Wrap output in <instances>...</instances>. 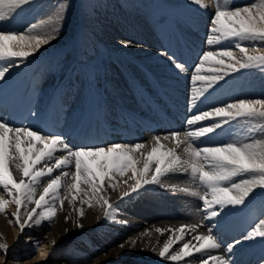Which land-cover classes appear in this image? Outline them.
<instances>
[{"label":"snow or ice","instance_id":"obj_1","mask_svg":"<svg viewBox=\"0 0 264 264\" xmlns=\"http://www.w3.org/2000/svg\"><path fill=\"white\" fill-rule=\"evenodd\" d=\"M189 2L206 9L202 0ZM33 4L35 0H0V81L6 80L13 68L25 64L43 46L60 36L70 7L63 0L56 12L57 23L47 34H31L38 26L35 22L3 27L5 21H11ZM9 9L12 11L8 12ZM165 22V19L161 20V23ZM121 43L125 48L132 45L130 40ZM205 43L207 47L202 54H197L190 81H187L193 93L186 96L188 115L184 128H176L163 137L154 135V145L150 149L146 148V142L73 146L62 132L46 131L31 122L18 124L10 117L0 115V190L3 193L0 194V214H4L10 224L14 219L13 226L19 228L21 235L26 228H40L45 222L50 224L58 210H65V203L71 211L64 217V222L72 218V230L83 229L81 220L87 214L85 206L88 209L99 206L102 210V229L108 221L127 226L130 221L117 219L123 207L142 195L155 193V186L166 187L163 178L190 173L192 183L199 191L188 193V188H181L180 193H188L202 201L206 223L182 224L167 229L172 235L159 248L160 260L172 264H189L190 261L239 264L235 259L238 248L244 251L258 246L255 264H264V97L243 96L208 104L204 108L199 106L221 86V82L226 83L234 74L250 69L264 72V0L243 6L222 0L210 18ZM159 55L166 57L172 67L174 83H179L188 72L187 61L167 48ZM73 86L70 83L67 87ZM132 87L143 96L144 90L135 81ZM156 87L163 90L159 81ZM241 121L251 125L245 139L213 140L226 126L230 128L234 122ZM162 138L171 140L174 146L166 148L161 143ZM182 145H186L183 156L177 152ZM58 170L59 174L54 175ZM126 175L127 179L122 182L127 188L117 202H110L108 189L114 191L116 177ZM44 178H48L46 186L37 198V186ZM61 189L65 192L63 197ZM180 193L173 189L174 195ZM257 201L261 202L259 215L226 241L224 223L230 217L245 213ZM9 204L15 205V212L10 217L5 211ZM29 204L34 205L30 210ZM97 223L100 224L99 218ZM69 231L64 229L65 234ZM164 231L161 227L155 228L156 233L163 234ZM149 235L145 229L121 241L115 246L119 249L116 255L149 250L147 245L141 246L142 238ZM186 235L191 239L183 242L176 251L174 246L184 241ZM16 239L19 240V235ZM29 241H32L33 250L41 242L33 237H29ZM151 250L156 252L155 247ZM10 251L7 243H0V264H7Z\"/></svg>","mask_w":264,"mask_h":264},{"label":"rangeland","instance_id":"obj_2","mask_svg":"<svg viewBox=\"0 0 264 264\" xmlns=\"http://www.w3.org/2000/svg\"><path fill=\"white\" fill-rule=\"evenodd\" d=\"M60 2L61 0H35V4H33L30 8H25L11 21H5L3 27L7 28L9 25L22 26L27 25L30 22H35L38 26L35 30H32L31 34H47L50 31L51 26L57 23L56 12L59 10L58 5ZM63 2L70 4V7L68 8L66 18L63 20V27L59 38L56 40L57 42H55V44L51 42L50 44L52 48L44 49L42 50V53L38 52L34 57H30L25 64H21V66L22 69H25V75L31 73V69H34V75L37 73L40 74L38 76L44 78V80L41 82L43 88H45L44 86H46L45 83L48 78L50 79L52 77V73H58V75H56V77H58V81H54L51 86L54 87L58 82L57 84H60L59 89L68 90L71 87L67 86L70 83L73 85V75L74 81L76 78V85H74L72 88L77 90V94L72 95L70 99V101H73L75 105H77V107L74 109L77 117L73 123L75 125L85 126L91 121V116L94 113L90 116V111L96 107L95 103L98 101L102 103L104 101L99 96H108L112 93L108 89L112 87V80L108 77L107 71L109 60L114 58L117 61L124 63L138 60V64L145 63L149 66H153L157 62L151 61L152 59L148 55H146V57L149 58H142L139 60L135 55L123 51L124 46L121 41L126 40L128 34L114 33L115 35H120L119 37H112V40H106L102 38L100 34H102L101 32L103 30H105L107 27L115 28L118 23H120V15L117 13L118 5L124 8L125 11H127V14L128 12H135L137 23L140 24V27L142 28V32L139 33L137 37H132L129 39L132 41V45L130 47L131 50L136 49L135 46H140L143 47V49L151 50V53H159L165 48L164 44L167 40V30L170 29V32L173 33L177 30V33H174L172 36L168 35L169 38H172V41H168L167 47L169 49H171L174 45H176L177 49H181V43L183 42V45L186 44V48L189 52L194 50L197 55L202 54L203 50H205L207 47L205 43L207 27L211 16L214 14V8L218 3H222V0H207L208 5L206 9L200 8L199 5L196 6L188 3L176 5L174 0H63ZM252 2H255V0H231L232 4L240 6ZM7 11L11 12L12 10L9 9ZM143 16H146V18L142 20ZM121 17L124 18L125 15H121ZM162 19H165L166 22L161 23ZM65 22H67L66 25L64 24ZM110 22L112 23V26ZM155 22H157V25H154ZM195 25L197 26V29H194ZM179 27L182 28L180 29ZM199 28H201V31H199ZM146 34L149 35L148 38L150 39H145ZM74 45H76L75 48ZM234 51L238 53V50L234 49ZM74 52L76 56L80 55L79 60L80 62L84 63L86 68L92 69L97 65L98 67L94 68L97 71V74L88 76L83 67L80 66V62H78V64H76V62L71 63L72 65L66 70L64 69L63 65H58V56L59 58L60 55H68L71 57V54L73 55ZM161 57L163 58L162 62L167 60L166 57ZM66 62L68 63L69 60ZM62 64H65V62ZM100 66L103 67V73H100ZM190 66L191 65H187V75L189 76V79L192 69L194 68V66L191 68ZM18 69H20V67H18ZM128 72L130 73V71ZM155 72L156 75L153 76L154 78L156 77L158 79L161 74L162 76L165 74V77H167L168 80L175 81V77L171 75L172 67L170 63L168 66L165 65L163 66V69H157ZM151 75V72L149 75L143 74L142 80L144 81V84L148 85L147 81L152 80L148 77ZM69 77H71V80H69ZM93 87L97 88V92L93 89ZM222 87L223 90H225L227 96H230L231 98L243 96L255 98L259 95H263L264 97V72H261L258 69L242 70L241 73L234 74L233 77L228 78L226 83L221 82V88ZM50 90L51 89H49V91ZM192 93L193 89H189V95ZM213 93H220V96L216 98V101L228 102L221 95L222 89L216 88L212 94ZM56 100H54V106L51 107V110L53 111H56L60 106L59 102ZM91 100L94 101L93 104L91 103ZM68 115H71L68 118V121L71 123L69 128L72 131V126L74 125L72 124L73 115ZM34 124H37L36 121ZM234 124L236 127H234L233 134H227L226 136L223 134L222 139H239L240 136L241 138L245 139L247 137L248 128L251 127V125L243 121L239 123L234 122ZM225 130L227 129L225 128ZM76 135L80 138L78 134ZM215 140H218V138L214 139V141ZM127 175H131V173H128ZM178 176L182 177L186 182L187 186L185 188H188V190L191 189L192 180L190 178V173ZM175 191L180 193V189H175ZM200 194L203 195L201 192ZM167 195L171 198L175 197L176 199H181L187 204H185L186 206L181 203L174 205L173 200L168 201V205L172 206L178 211L183 212V214L186 216L191 214L193 215V218L202 219L200 215L196 214V202L188 198V193L174 195L173 190H171L168 191ZM9 208L11 207L8 205L5 211L7 212ZM17 234L20 235L19 240L16 239ZM7 235L8 238L6 237L3 241V243H7L11 249L7 257V264H22L20 263V258L14 253L17 251L16 244H24L26 242L23 240L24 236H22L20 233H17L15 226L12 227L9 232H7ZM82 244L86 245L84 242H82ZM67 249L68 245L64 244L59 247L58 251L62 250L60 253H64L65 255ZM40 253L41 250L39 245L34 250L32 248L29 259H32L35 256L36 257L31 260L30 264H62V262H60L61 258H56V260H54L55 257L50 258L45 262L42 260ZM0 255H2V253H0Z\"/></svg>","mask_w":264,"mask_h":264},{"label":"bare ground","instance_id":"obj_3","mask_svg":"<svg viewBox=\"0 0 264 264\" xmlns=\"http://www.w3.org/2000/svg\"><path fill=\"white\" fill-rule=\"evenodd\" d=\"M174 2L176 5L188 3L197 6V4L195 3H190L189 0H174ZM255 2H258V0H255ZM202 3L207 7L208 5L207 0H202ZM126 12L127 11H125L124 8L118 5L117 13L120 15L119 17L120 23H118V25L115 28L107 27L105 30H103L101 32L102 34H100L102 38L106 40H112V37L113 38L117 36L119 37L120 34L115 35L116 33H123V34H128L126 40H129L132 37H137L139 33L142 32V28L140 27V24L137 23V20L135 18L136 16L135 12H131V13L128 12V14ZM123 14L125 15L124 18L121 17V15L124 16ZM145 18L146 16L145 17L143 16L142 20ZM66 23L67 22H65L64 24L66 25ZM154 25H157V22H155ZM145 37H146L145 39H150L148 38L149 37L148 34H146ZM55 42L57 41L56 40L52 41L53 44H55ZM130 47L127 48L124 47V49L122 47V49L126 53L135 55L139 60H141L142 58L150 57L152 59L151 61L154 62L157 61V62L153 66H149L146 65L145 63L138 64L137 62L138 60L128 61L126 63L119 62L114 58L109 60L107 71H108V77L112 80V84H111L112 87L109 88V90L112 93L108 96H104V95L99 96L104 101L102 103L100 101L95 103L96 107L90 111L91 112L90 116L91 114L94 113L91 116V121H93L95 118H101L104 115H106L109 118L115 117L116 112H113V110L107 108L108 104L110 105V107H114L116 109H123V110L125 109L124 107L129 106L127 107L128 113L130 115H136L135 114L136 106L133 105L134 102H132V98H131L132 96L128 95V91L130 89L135 91L132 87V82L135 81L138 86L142 87L141 85H144V81L142 80L143 74L149 75L151 72L152 75L148 77L154 80L153 76L156 75L155 71L157 69L159 70L163 69V66L165 65L166 66L169 65V62L167 60L162 62L163 58L159 55V53H151V50L143 49V47L140 46H135L136 49H132V50L130 49ZM50 48H52L51 44L46 45L45 47H42L40 49L39 53H42V50L44 49H50ZM146 55H148L149 57H146ZM24 70L25 69L14 68L13 72L11 71V73L7 76L6 80L0 81L1 89L4 90L5 92L12 90L11 94H14L15 90L19 87V85L24 87L30 86L29 84L31 80V74L33 73H28L25 75ZM128 71H130V73ZM158 79L163 80L162 74L160 77H158ZM199 86L200 85H196L195 87H199ZM190 88L193 89L192 86H190ZM50 91L51 92L55 91V93L60 94L56 100L60 104V106L56 110L57 117H60V115L64 114L63 110H66L65 102L70 101L73 95L72 92L74 91L69 90L67 93H64L63 91L60 92L54 89ZM145 95H148V93H145ZM3 97L4 96H0V99H2ZM256 97H263V95H259ZM91 103L93 104L94 101L91 100ZM68 110H67V114H68ZM72 111H74V109ZM70 116L71 115H68V118ZM161 120L163 121L164 124H168V118L165 113L161 116ZM35 121L37 124L34 125L39 126L44 123V117L39 116L33 120H30L29 123L30 122L34 123ZM99 129L102 130V128ZM69 131L71 132V130ZM148 135L149 136L147 138L149 139L146 138L145 140L138 142H142V143L146 142V148L150 149L154 145V141L152 137L154 135H160L161 137H163L164 134L156 133V134H152V135L148 134ZM216 138H217L216 136L213 137V140ZM68 139H69V143H71L73 146H79L82 144L81 139L75 133H72L68 137ZM239 140H243V138H241L240 136ZM161 143H163L166 146V148H172L174 146L171 140L166 141L163 140V138L161 139ZM185 146L186 145H182L180 148L177 149L178 154H180L181 156L184 155L183 148ZM59 155L60 153H57V156ZM136 155L139 156L140 154L137 153ZM55 174H59V170L57 171V173H54V175ZM16 175L17 177L19 176L18 173H16ZM47 179L48 178H44L43 182L37 186V198L39 192H41L43 187L46 186ZM125 179H127V175L125 177H116L114 181L116 183L115 190L113 191L112 189H108L107 194L109 196L110 202L112 203L117 202L121 196V193L127 188V185H125L122 182ZM129 183H133V181H129ZM163 183L166 187L155 186V193H147L145 195H142L139 198L134 199L132 202L128 203L127 206L122 208V210L117 216V219L130 221L129 225L127 226H121L117 224L115 221H108L107 226L102 229L101 225L104 224L102 210L99 208V206H96L95 208L92 209H88L85 206V211L87 214L81 220V223L84 225L83 229L72 230L74 229V223L72 218H70L67 223L64 222V217L68 216L71 211L69 206H67V204L65 203V210L64 211L58 210L56 217L53 218L50 224L48 222H45L44 226L40 228H35V227L26 228L24 233L22 234V236H24L23 240L26 242L24 244L21 243L16 244L17 251L14 254L20 258L21 260L20 263L30 264L31 260L36 257L35 256L32 259H29L30 254L32 252V246H31L32 241H29V237H33L34 240L41 241L39 244L41 250L40 255L42 256V260H44L45 262L48 261L50 258L55 257L54 260H56V258H61L60 262H62V264H172V262L160 260L158 256L159 248L163 246V243L166 242L168 236L172 235V232L166 230L169 228L179 227L182 224L191 225L193 223H198L202 225L206 223V221L203 219L202 204H197L196 206L197 208L196 214L200 215L202 219L193 218V215L191 214H188V216H186L183 214V212L178 211L177 209H174L172 206L168 205L167 202L173 200H174V205L179 203L183 204L184 206L187 205L186 202L184 203L183 200L176 199L175 197L171 198L167 195L168 191H171L173 189L185 188L187 186L186 182L182 177L178 175H173L168 178H163ZM191 189H189L188 192H192ZM201 193L203 194L202 191ZM0 194H3L2 190H0ZM60 195L62 197L65 195L63 189H61ZM5 198H7L6 194H5ZM254 205H255L254 209H256L259 214L260 204L258 206L256 202L250 205V207ZM9 206L11 208L7 210V213L9 214L10 217V214L15 212V205L9 204ZM32 207H34V205L31 204L28 205L29 210ZM177 207L180 208L179 206ZM257 207H259V209H257ZM57 208L59 209L58 203H57ZM246 212L237 215L235 217H231V219L240 217L242 215L248 218L247 221L250 224L252 222V220H250V218L252 219V215L247 214ZM97 218L100 219V224L97 223ZM14 223H15L14 219L12 220V224H10L9 219H7L4 214H0V243H3L6 237L8 238L7 232H9L12 229V227H14L13 226ZM156 227H161L162 230H165L163 234L156 233L155 232ZM65 228L70 230L67 234H65L64 232ZM225 228L233 229L232 226L226 222L224 223L223 226V232L225 231ZM145 229L149 231L150 235L144 236L142 238L141 246L147 245L149 250L143 252L137 251L135 253H129L125 251L120 255H116V252L119 251V249L115 247L116 245H118L121 241L127 239L128 237L143 232ZM16 231L17 233H19L18 227H16ZM18 235L19 234H17V236ZM190 239L191 236L186 235L185 240L175 245L174 249L178 251L179 247L182 246V243L187 242ZM53 242H55V247H53ZM82 242H84L86 245H83ZM193 243H195V241H193ZM64 244L68 245V249L66 250L65 255L64 253L63 254L60 253L62 250L58 251L59 247ZM153 247L156 248L155 253H153L151 250ZM49 253H51V255H49ZM104 253H107V256H105ZM189 264H196V261H190Z\"/></svg>","mask_w":264,"mask_h":264}]
</instances>
